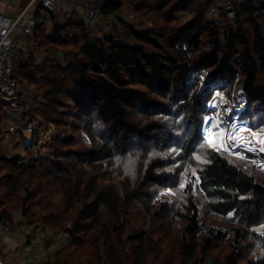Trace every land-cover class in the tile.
I'll list each match as a JSON object with an SVG mask.
<instances>
[{
    "label": "trees",
    "instance_id": "obj_1",
    "mask_svg": "<svg viewBox=\"0 0 264 264\" xmlns=\"http://www.w3.org/2000/svg\"><path fill=\"white\" fill-rule=\"evenodd\" d=\"M99 1L104 16L122 8L121 0ZM129 4L146 28L120 21L117 39L94 35L76 17L51 30L57 16L36 19L39 49L70 60L30 59L14 75L25 90L45 88L35 112L52 128V159L16 166L0 148V220L16 211L27 227L65 232L67 243L50 264H156L149 260L160 258L166 242L168 257L158 264H264V245L249 254L250 232L264 225V173L202 137L215 91L244 102L239 119L264 132V0H232V23L224 13L220 23L208 19L214 0ZM178 13L191 20L179 25ZM129 162L135 171L128 177ZM170 188L178 201L166 209L173 212L169 232L182 220L188 235L122 240L127 208L149 199L164 209ZM200 205L204 216L233 226L222 257L197 259L211 248L196 235Z\"/></svg>",
    "mask_w": 264,
    "mask_h": 264
},
{
    "label": "rangeland",
    "instance_id": "obj_2",
    "mask_svg": "<svg viewBox=\"0 0 264 264\" xmlns=\"http://www.w3.org/2000/svg\"><path fill=\"white\" fill-rule=\"evenodd\" d=\"M122 2V8L119 12H117L115 15L113 16H104L103 20L100 22L99 27L95 28L91 27V32L94 35H101L103 32L108 35V36H113L115 39H117L119 36L117 35H122L124 28L119 24L120 21H124L126 23H128V25L132 28L137 29L138 31L140 30H144L146 28L147 23L141 21L140 22V18L137 17L131 9V6L129 4V0H121ZM231 2V6L234 10L233 4H232V0H230ZM220 7V10H215V11H211L210 13L207 15L208 19H210L211 21H216L218 23H220V17H221V13L225 14V17L230 20V18L227 17V11H224V8H222L219 3L217 1L214 0V5L212 7ZM211 7V8H212ZM57 16L58 15H54ZM177 20H178V24H184L186 22H188L189 20H191V16L189 15H185L184 13H178L176 14ZM59 19V18H58ZM56 20L51 21L49 23H47V29L51 30V28L53 27V23H55ZM230 22L232 23V21L230 20ZM119 33V34H118ZM30 55L33 57V51L30 53ZM46 57H48L49 59H55V61L59 62L60 64L65 65L66 63L69 62V58L64 59L62 55L60 54H49L46 55V53L42 52L41 49L38 50V52L35 54V56L33 58H35V62L36 64H40L42 62V60L46 59ZM31 58V59H33ZM40 86H37L35 88H38ZM29 87H27L28 89ZM34 88V89H35ZM34 89H28V91H34ZM25 90V89H24ZM45 88L42 86L40 87L37 92L34 91V97L32 100V107L29 111H25L22 113L19 112H6L3 111L5 117L4 119H2L1 121V132H0V148L2 149V154L4 155L5 159L9 162H11L6 154L7 151L5 150V146L4 144L7 141V131L9 130V125L10 122L12 123H16L18 125V127H22L26 121V117L29 118H38L41 119L39 117V115L35 112L39 106L42 103V94L44 93ZM212 100L210 101L209 105H208V111L206 116L204 117V122H203V126H202V137L205 139V137L207 136H217L220 133H227L230 137V139L227 141V143L230 145V150L228 152H226L227 154L240 159L236 153L242 155L241 153V144H236L235 142L233 143V141H235V139L237 138V136L242 133V132H250L251 134H256V135H264L263 133H255L253 131H251L250 129H248L246 122L242 121L239 119V112L241 110H243V108L245 107V103L244 102H236L235 98L229 97L224 95L223 93H221L220 91H215L212 95ZM21 111V110H20ZM22 112V111H21ZM1 113V111H0ZM3 113H1L3 115ZM12 114H15L17 117H12ZM36 114V115H35ZM20 118V119H18ZM206 118H208V121L206 122ZM42 120V119H41ZM214 125H216L214 127ZM14 126V125H12ZM21 130V129H19ZM52 133V128H49L47 130L46 133H43V135L39 138V140L45 142L44 143V149H45V153L50 157L49 159H52V154L48 148V143L50 141V136ZM206 140V139H205ZM244 157V159H241L243 162H245L248 165H252L257 171L264 173V162L261 161H257V160H253L250 159L244 155H242ZM36 158L33 157L32 160H35ZM28 161V159H25V162ZM42 161V160H40ZM45 161V160H43ZM259 165H261L263 168H260L257 164V162ZM29 162H26L25 164H21V165H16V166H30L31 162L28 164ZM14 164V163H13ZM177 167V166H176ZM126 172L125 174L129 177L133 175V172L135 171V166L134 164H132V162H129L128 165H124L123 167ZM129 172V173H128ZM117 180H120V178H117ZM171 193V194H166V193ZM175 191L173 190V188H170L169 191L164 192L163 197H165L167 199V204H166V208L162 206H160L159 202H156L155 204L153 203V205L149 202V199L146 200H142V201H136L133 202L128 208H127V214L125 215V229H124V234H123V238L122 240H124L125 238L131 236V235H137L139 233H144L145 235H147L148 237L151 238V240H156L158 239V235H176V236H181V235H188V234H184L185 233V228H186V223L182 220H178L175 222V224L177 226H175V229L171 230L172 232H169L170 230V226L171 228L174 227L172 226L173 224V219L170 217V215H172L173 212H168L166 211V209L170 208L173 206V204L178 201V198L176 197ZM179 194V193H178ZM177 198V199H176ZM173 200H175L173 202ZM146 202L147 204L146 207L143 205ZM201 205L199 206L200 209V215H199V219H198V233L196 235L201 234L202 236H204L211 244H210V249L209 250V254H203L198 253L197 255V259L204 261L205 259H207V256H216V257H222L224 255V249L225 247V243L231 241L232 237L231 235H235L234 231H233V226L230 225L229 223H227V225H224L222 222L219 221V219H217L216 217H213L211 215L209 216H204L203 213H201ZM148 209V210H145ZM176 210H180V209H176ZM182 213H185L184 211L180 210ZM11 221L13 224L16 223L17 224V228H19L18 226H20L22 223H19V220H22V216L19 212H12L11 213ZM170 222L172 225H170L169 223L166 222ZM174 224V225H175ZM36 231L37 233H41L43 235H54L52 237H50L49 239H56V241L58 242L57 238L60 235H67L65 234V232H43L44 229L42 227L41 224H37L36 225ZM69 228V226H68ZM47 233V234H46ZM220 235V238H219ZM254 235V236H252ZM218 237V238H216ZM250 243L252 244V247L250 248L249 254L251 256H254V254L256 253V251H260V249L257 247L258 245H264L263 242V237H264V225L259 227L255 232H250ZM66 239V238H65ZM180 239V238H179ZM189 240V238H188ZM202 241H205L204 239H199L198 240V244H199V249L201 246H206ZM168 242H166L164 249L162 251V254L160 256V258L156 261L155 259H150L149 262L153 261L158 264L160 262H164L167 257H168ZM215 247V248H214ZM214 248V249H212ZM198 252H200L198 250ZM198 264H206V262L204 263H198Z\"/></svg>",
    "mask_w": 264,
    "mask_h": 264
},
{
    "label": "built area",
    "instance_id": "obj_3",
    "mask_svg": "<svg viewBox=\"0 0 264 264\" xmlns=\"http://www.w3.org/2000/svg\"><path fill=\"white\" fill-rule=\"evenodd\" d=\"M9 2V0H6ZM227 11L230 18L233 13L230 0H215ZM211 11L220 10L212 7ZM51 15H58V22L65 23L74 17L79 18L87 27H95L104 18L103 4L99 0H30L28 5L16 16L8 17L0 13V103L6 112H27L32 107L34 91L24 90L15 73L25 66L39 50V44L32 38L36 19L48 22ZM33 51L34 56L30 53ZM36 60L35 58H33ZM22 112H21V111ZM12 117H17L12 114ZM22 127L10 122L7 131V141L4 144L7 158L16 165L35 160H47L50 157L45 153L44 143L39 138L46 133L48 125L36 117L27 119ZM20 119V118H18ZM21 129V130H19ZM28 161L25 162V159ZM28 163V164H29ZM0 229L9 235H23L17 225L7 219L0 220ZM36 238H43V234L36 232ZM63 242L65 235L56 237ZM56 251L44 248L39 259L33 264H49ZM0 264H20L17 261H8L0 253Z\"/></svg>",
    "mask_w": 264,
    "mask_h": 264
},
{
    "label": "crops",
    "instance_id": "obj_4",
    "mask_svg": "<svg viewBox=\"0 0 264 264\" xmlns=\"http://www.w3.org/2000/svg\"><path fill=\"white\" fill-rule=\"evenodd\" d=\"M29 1L9 0L7 2L6 0H0V13L8 17H16L28 5ZM20 222L21 220H19ZM18 227L23 234L22 237L5 234L0 229V253L8 261H17L20 264H33L39 259L42 249L49 248L57 252L67 243V238L63 242L49 239L54 235H49L48 237L47 235H42L43 238L35 239L36 225L27 227L21 224Z\"/></svg>",
    "mask_w": 264,
    "mask_h": 264
},
{
    "label": "snow or ice",
    "instance_id": "obj_5",
    "mask_svg": "<svg viewBox=\"0 0 264 264\" xmlns=\"http://www.w3.org/2000/svg\"><path fill=\"white\" fill-rule=\"evenodd\" d=\"M208 121V118H206V122ZM216 125H214L215 127ZM256 135V134H254ZM208 145L210 147H212L214 150L216 151H223V152H228L230 150V145L227 143V141L230 139L229 135L225 132V133H220L217 136H207L205 137ZM235 141H233L234 143ZM255 143L258 144L260 146L259 150L260 151H264V138L257 136ZM241 146H246L247 150L249 151H255L256 149H254L252 147V141L249 140H245L244 144ZM173 152H176V149H173ZM236 155L240 158V159H244V157L238 153H236ZM197 159H199V157H196ZM205 162V161H202ZM193 175H195V172H193ZM197 182H199V178H197ZM181 189H183L185 187L184 183H181L180 185ZM166 194H171L166 193Z\"/></svg>",
    "mask_w": 264,
    "mask_h": 264
},
{
    "label": "bare ground",
    "instance_id": "obj_6",
    "mask_svg": "<svg viewBox=\"0 0 264 264\" xmlns=\"http://www.w3.org/2000/svg\"><path fill=\"white\" fill-rule=\"evenodd\" d=\"M257 136H260V137L264 138V135H254V134H251L250 132H242L235 139V143L243 145L245 140L252 141V147L254 149H256V150L255 151H249V150H247L246 146H241L240 149H241L242 155H244V156H246V157H248L250 159L257 160L258 162L259 161L264 162V151H260L259 150L260 146L255 143V140H256ZM258 166L260 168H263L259 164H258ZM15 236H21L22 237V235H15ZM35 239H36V237H35ZM49 264H50V262H49Z\"/></svg>",
    "mask_w": 264,
    "mask_h": 264
},
{
    "label": "water",
    "instance_id": "obj_7",
    "mask_svg": "<svg viewBox=\"0 0 264 264\" xmlns=\"http://www.w3.org/2000/svg\"><path fill=\"white\" fill-rule=\"evenodd\" d=\"M230 20H231L232 22L235 21V20H234V10H233V13H232V15H231V17H230Z\"/></svg>",
    "mask_w": 264,
    "mask_h": 264
}]
</instances>
